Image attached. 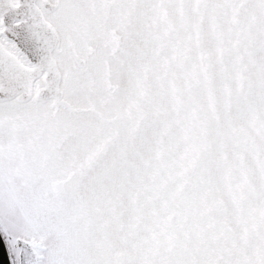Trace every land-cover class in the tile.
I'll return each mask as SVG.
<instances>
[{"label":"snow or ice","instance_id":"6c2138e0","mask_svg":"<svg viewBox=\"0 0 264 264\" xmlns=\"http://www.w3.org/2000/svg\"><path fill=\"white\" fill-rule=\"evenodd\" d=\"M0 264H264V0H0Z\"/></svg>","mask_w":264,"mask_h":264}]
</instances>
